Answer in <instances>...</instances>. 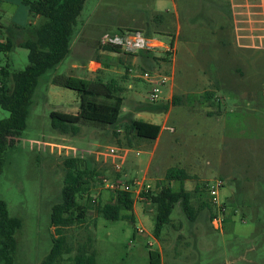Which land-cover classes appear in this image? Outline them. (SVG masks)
<instances>
[{"label": "rangeland", "instance_id": "374dc122", "mask_svg": "<svg viewBox=\"0 0 264 264\" xmlns=\"http://www.w3.org/2000/svg\"><path fill=\"white\" fill-rule=\"evenodd\" d=\"M15 4L16 9L6 4L0 14V41L27 39L43 21ZM126 30L161 43L148 51L155 57L150 67L138 60L130 63L131 56L120 52L107 59V52L99 48L102 35ZM238 35L245 38L237 39ZM250 42V48L236 46ZM95 60L101 69L90 71ZM26 64V49L0 51V67L11 71ZM89 64L90 72L85 70ZM145 69L167 77L154 103L147 100L150 86L137 77ZM52 75L112 83L121 97L115 125L121 132L114 135L113 128L83 124L67 130L51 127L50 111L71 114L77 106L76 93L51 84ZM205 92L212 97L205 98ZM7 117L0 108V120ZM128 118L159 125L156 138L124 135ZM106 145L131 150L117 172L119 180L143 179L154 192L157 183H164V171L178 167L188 175L182 187L190 192L191 206L196 209L202 202L204 207L189 222L180 204L174 203L169 223L156 238L151 234L153 207L144 197L133 199L132 221L96 216L90 204L112 194L94 182L100 176L113 178L109 159L101 155ZM65 157L87 159L97 172L89 180L87 196L78 199L86 207V221H93L94 264H151L148 254L159 249L161 264H264V0L83 2L69 51L39 78L25 127L6 150L0 171V199L8 214L20 220L14 235L15 264H41L50 248L49 209L59 198ZM213 179L223 183L216 204L206 192ZM178 186V181L170 182L172 189ZM82 227L66 229L73 242ZM61 264H69L66 256Z\"/></svg>", "mask_w": 264, "mask_h": 264}, {"label": "trees", "instance_id": "16d2710c", "mask_svg": "<svg viewBox=\"0 0 264 264\" xmlns=\"http://www.w3.org/2000/svg\"><path fill=\"white\" fill-rule=\"evenodd\" d=\"M84 1L17 0V3L27 8L31 16L41 17L43 21L27 39L15 43L14 38L7 37L5 41H0V51H11L15 47L27 50V64L24 68L10 71L7 66L0 67V108L8 112V117L0 120V171L6 150L12 146L13 139L19 137L25 127L32 95L39 78L52 71L69 51L76 17ZM17 28L22 30L21 27ZM168 46L171 47V42ZM99 48L106 52L123 53L117 47L99 44ZM136 54L144 60L141 65L147 67L151 66L149 60H155L148 51H139ZM164 54L168 53L165 51ZM49 82L72 90L77 96L74 114L57 111L48 113L51 127L67 130L83 124L102 129L113 128L117 124L121 97L115 95L112 83L61 75L50 76ZM204 96L212 97L210 92H205ZM122 128L125 133H132L135 137L146 140H154L159 132V125L136 118H128ZM62 167L59 198L49 209L48 221L53 231L50 248L41 260V264H61L63 256H66L69 264H94L90 235L93 221H86V207L80 204L78 199L83 195L87 196L89 180H93L97 172L90 167L87 159L78 157L63 158ZM118 176L117 173L113 174V178ZM187 178L188 175L183 169L169 167L164 171L163 184L157 183L154 192L148 189L145 193H140V196L153 207L151 234L154 238L158 237L161 227L169 223L168 216L174 203L180 204L189 222H192L196 213L204 207L202 202L196 209L191 206L190 192L182 187L183 180ZM95 179L94 182L97 184ZM171 181H178L179 186L176 190L170 187ZM132 203L131 192L115 190L105 201H97L94 204L92 202L90 205L96 216L105 220L123 218L132 221ZM209 218L214 216L209 215ZM80 224H83V231L73 242L71 235H67L66 229ZM19 227L20 220L8 214L6 203L0 199V264H15L14 235ZM72 249L74 252L69 256ZM148 258L152 259L151 264H158L156 253H149Z\"/></svg>", "mask_w": 264, "mask_h": 264}, {"label": "built area", "instance_id": "2783aa9c", "mask_svg": "<svg viewBox=\"0 0 264 264\" xmlns=\"http://www.w3.org/2000/svg\"><path fill=\"white\" fill-rule=\"evenodd\" d=\"M99 44L117 47L121 52L128 55H135L139 51H151L158 46L161 47V43H159V41H156L153 38H147L144 34L137 31H125L119 34L102 35L99 39ZM168 49L170 50L171 47H166L164 51H168ZM127 72H130V70L127 69ZM137 77L150 86L147 91V100L151 103L156 102L159 99L160 87L167 81V77L163 74L151 72V70L147 69L141 70ZM112 132L116 135L121 132V129L119 127H113ZM128 134L130 133L124 132V135L128 136ZM128 151H131L130 148L118 145H106L101 155L102 157L109 159L111 170L114 173H117L120 169V165L125 160ZM134 154L137 155L138 151H134ZM96 182L98 186H101L111 192L115 190L131 192L133 199L141 198L142 196H140V193H145L149 189V185L144 183L143 179L136 178H132L130 181H121L118 178L108 179L107 177L100 176L97 177ZM222 184L223 183L220 179H213L206 185L208 199L212 204H216L217 190L222 186ZM220 210L222 211V208ZM212 220L215 221L216 218H212ZM216 226L217 224L215 227Z\"/></svg>", "mask_w": 264, "mask_h": 264}, {"label": "crops", "instance_id": "0c3cea01", "mask_svg": "<svg viewBox=\"0 0 264 264\" xmlns=\"http://www.w3.org/2000/svg\"><path fill=\"white\" fill-rule=\"evenodd\" d=\"M15 2L17 3V0H9V1H4V0H0V14L1 13H3L4 11H5V5L6 4H8V3H13L14 5H15V9H16V4H15ZM14 9V10H15ZM13 10V11H14ZM243 39V38H245V36H243V35H238L237 36V39ZM257 40H259V38L258 37H255ZM254 39V37H249L248 38V40H253ZM160 43V42H159ZM238 48H250V47H252V43L250 42L249 43V45L248 44H238V45H236ZM106 54V56H107V59H112L113 57V55L112 54H114V55H116L115 53H113V52H107V53H105ZM129 56V55H128ZM131 56V59H130V63H134L135 61H139L140 62V64H143V59H141L140 57H139V55L138 54H135V55H130ZM91 63H92V69L90 70L89 69V66H91L90 64L89 65H86L85 66V70L86 71H88V72H90V71H99L100 69H101V63H100V61H98V60H95V61H91ZM71 66H73V68L74 67H76V64H74V63H72L71 64ZM90 70V71H89ZM251 98H253V97H251ZM66 113V112H65ZM75 113V111L74 112H72L71 114H74ZM148 122V121H147ZM151 123V122H150ZM221 205H222V207L224 206L223 205V203H221ZM222 211H224V209L222 208ZM132 216L133 217H135L136 215H135V209H134V204L132 203ZM192 233L193 232H189L187 235H192ZM161 249H159V251H158V253H156L157 254V257H158V264H161V251H160Z\"/></svg>", "mask_w": 264, "mask_h": 264}]
</instances>
